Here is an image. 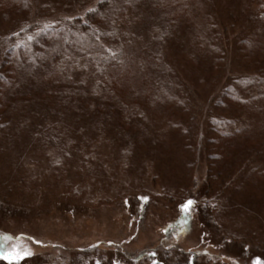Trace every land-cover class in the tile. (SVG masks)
<instances>
[{
	"label": "rangeland",
	"instance_id": "rangeland-1",
	"mask_svg": "<svg viewBox=\"0 0 264 264\" xmlns=\"http://www.w3.org/2000/svg\"><path fill=\"white\" fill-rule=\"evenodd\" d=\"M20 1L0 0V264H264V0ZM137 49L150 100L96 75Z\"/></svg>",
	"mask_w": 264,
	"mask_h": 264
},
{
	"label": "trees",
	"instance_id": "trees-1",
	"mask_svg": "<svg viewBox=\"0 0 264 264\" xmlns=\"http://www.w3.org/2000/svg\"><path fill=\"white\" fill-rule=\"evenodd\" d=\"M3 1L4 2H10L11 1L14 4V6H13L14 9H16V10L18 9V6L22 7V5H23V3L20 0H3ZM182 2H183L182 3L183 7H182V4L180 2H175L176 8L174 10H176V9L181 10L180 13L185 12L186 11L185 6H184L185 1L182 0ZM177 5H179L178 8H177ZM166 7L169 11H171L170 9H173L170 4H168ZM114 11L116 12V10H114ZM174 13L175 12H173L172 14H174ZM103 15H106V14H103ZM260 17L262 18V21L264 23V9H263V13L260 15ZM81 30L84 32H86L88 30L87 34H89L88 35L89 37L93 35V33L91 31H89L88 26H84V27L82 26ZM94 46H96V43L92 42L89 46L90 53H97L98 52V50H95L93 48ZM59 51H61L60 48H59ZM106 51L107 50H105V49L100 50L102 56L107 55ZM133 54L134 55H132V56L131 55L128 56V60L126 58L119 59V57H118L117 61H112V62L107 61V62L101 63V67H99V69L97 70L96 75H98V77H99L98 80H100L101 83L103 82L105 85L106 84L109 85V83L115 82L116 84H118L119 88H121L120 84L127 83L129 90L126 94L128 97L130 96L129 98H131V99L135 98L137 95L141 96L142 94H144V96L148 95V96H145L148 99L151 95V92H152V90H151L152 89V86H151L152 82H158V77L155 78L151 74L152 73V70H150V68H151L150 67L151 55L148 51H146V53H145L144 51H141V50L139 51L138 49ZM55 57L56 56H53V58H50V60L47 62L48 65L46 64V62H44V60H41V62L39 61L40 59L36 60L39 64L38 69L40 71L42 70V73L44 72L46 76L49 72L45 71L44 68L49 69V67L51 66V69H52V68L57 66V65L54 66L56 64L55 63ZM109 57L110 56H107L105 59H109ZM124 59H126V60L122 61ZM120 60H121V62H120ZM18 61H19L20 65H21V61H22V63H26V61L23 62V60H21V61L16 60L15 64ZM56 62H57V59H56ZM113 63H114V65H111ZM38 69H35L33 74L36 75V72ZM14 70H15V67H14ZM25 73L26 72L21 67L16 72L13 73L14 75H16V80H17V81L15 80L16 83L17 82L19 83L18 79H20L22 76H25ZM106 74H107V76H106ZM14 75L12 78L10 77V82H11L10 84L15 83V81L12 82L13 78L15 77ZM155 93L157 94L156 96H159V94H160L157 92H155ZM149 100H150V98H149ZM157 263H159V262L155 261L154 264H157Z\"/></svg>",
	"mask_w": 264,
	"mask_h": 264
},
{
	"label": "snow or ice",
	"instance_id": "snow-or-ice-1",
	"mask_svg": "<svg viewBox=\"0 0 264 264\" xmlns=\"http://www.w3.org/2000/svg\"><path fill=\"white\" fill-rule=\"evenodd\" d=\"M191 201H188L185 205H182V207H184L185 209L188 207V206H190L191 205Z\"/></svg>",
	"mask_w": 264,
	"mask_h": 264
}]
</instances>
